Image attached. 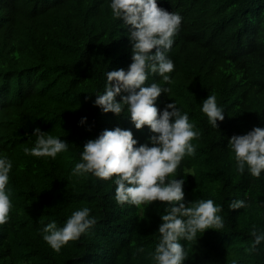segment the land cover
I'll return each instance as SVG.
<instances>
[{
  "label": "trees",
  "instance_id": "1",
  "mask_svg": "<svg viewBox=\"0 0 264 264\" xmlns=\"http://www.w3.org/2000/svg\"><path fill=\"white\" fill-rule=\"evenodd\" d=\"M110 0H0V152L13 162L9 187L13 208L0 224V264H153L164 206L119 205L115 185L88 175H72L83 145L117 126L131 129L143 144L152 133L129 119L94 107L106 73L127 68L131 48L127 29L112 17ZM178 12L179 32L169 52L175 69L170 85L158 76L147 84L170 87L167 103L189 114L200 136L195 156L177 169L185 202L213 199L221 205L224 227L181 241L185 264H264L246 254L252 226L264 230V173L259 178L235 170L228 140L264 127V0H157ZM225 111L214 129L200 104L210 94ZM119 99V98H117ZM172 99V100H171ZM86 118L81 124V120ZM59 136L68 151L52 158L25 154L32 129ZM114 179V178H113ZM246 199L250 207L229 204ZM89 207L96 225L59 252L41 235L53 219L63 226L73 211ZM143 246L144 253H137Z\"/></svg>",
  "mask_w": 264,
  "mask_h": 264
},
{
  "label": "clouds",
  "instance_id": "2",
  "mask_svg": "<svg viewBox=\"0 0 264 264\" xmlns=\"http://www.w3.org/2000/svg\"><path fill=\"white\" fill-rule=\"evenodd\" d=\"M109 7L112 17L122 22L120 27L127 29L132 62L126 69L106 73L104 91L95 94L94 107L104 114L129 119L136 130L147 127L152 135L140 144L131 129L119 126L106 129L83 145L72 175L91 174L99 180H111L115 185L114 199L119 205L147 207L160 202L164 211L160 215L158 243L149 256L153 264H185L188 254L181 241L196 240L198 234L209 229L218 232L223 229L224 220L221 205L213 199L185 202V180L177 178V169L186 156H195L198 145L193 141L199 138L200 132L174 100L163 109L157 107L162 94L169 98L170 87L146 83L151 76H158L163 84L172 83L169 74L175 65L169 52L182 17L178 12L158 7L157 0H110ZM200 110L214 129L225 119V111L218 105L214 93L201 102ZM31 135L35 140L30 141L31 147L25 148L26 155L55 159L68 151L66 140L39 127L33 128ZM228 149L238 173L247 172L255 178L264 173V127L233 135L228 140ZM12 168V160L0 152V224L9 220L13 208L9 187ZM249 207L246 199H235L229 204L233 211ZM96 223L91 209L85 206L73 211L63 226H58L54 219L47 223L41 230L42 239L59 252ZM251 236L253 240L245 253L258 254L264 242V230L258 231L253 225ZM136 252L144 253L145 248L137 247Z\"/></svg>",
  "mask_w": 264,
  "mask_h": 264
}]
</instances>
